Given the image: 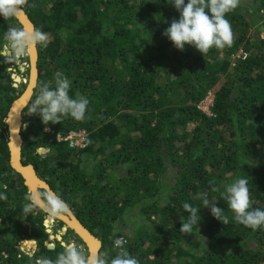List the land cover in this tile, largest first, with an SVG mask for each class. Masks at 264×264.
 <instances>
[{"label": "trees", "instance_id": "16d2710c", "mask_svg": "<svg viewBox=\"0 0 264 264\" xmlns=\"http://www.w3.org/2000/svg\"><path fill=\"white\" fill-rule=\"evenodd\" d=\"M24 10L48 42L37 44L22 160L101 240L99 253L114 256L121 237L140 264H264V226L234 222L221 196L246 177L252 207L264 208V0H241L227 14L232 45L206 55L187 44L179 50L164 35L179 17L167 0H26ZM14 27L23 29L15 16L0 15V185L7 186L0 191L8 197L0 201V264H34L55 259L64 244L48 245L43 209L23 213L29 189L10 163L7 117L24 89L2 53ZM58 73L71 81V96L88 98L84 120L45 124L29 113L39 87L54 86ZM211 93L207 112L201 103ZM82 130L84 146L65 139ZM202 192L215 198L227 225L203 207ZM185 202L200 207L194 233L179 231ZM23 240L37 242L32 254Z\"/></svg>", "mask_w": 264, "mask_h": 264}, {"label": "clouds", "instance_id": "9594fccd", "mask_svg": "<svg viewBox=\"0 0 264 264\" xmlns=\"http://www.w3.org/2000/svg\"><path fill=\"white\" fill-rule=\"evenodd\" d=\"M167 2L175 7L179 17L171 21L164 35L177 49L184 50L186 44L192 45L206 55L213 47L223 49L232 45L233 29L227 14L237 9L241 0H167ZM21 3L23 0H0V15L4 18L14 17ZM4 40L19 57L26 55L34 45H46L48 36L41 29L27 32L22 28L14 27L5 33ZM70 88L71 81L58 73L54 86L45 83L39 87L38 93L31 102L29 113H38L45 124L60 122L62 117H71L77 121L84 120L89 100L86 96L79 98L71 96ZM6 187V185H0V188L6 189ZM221 196L227 201L228 208L233 213L234 222L253 230L264 226V208L252 207L246 177H237L226 184ZM7 198L6 191H0V201ZM197 198L202 201L203 207L210 206L211 214L215 218L222 221L224 225L229 223V217L224 214V210L215 203H211L215 198H209L207 192L199 193ZM25 199L28 201L22 209L25 215L32 213L36 207H43L49 214H59L68 207L59 194L43 190H29ZM182 206L188 214L186 219H181L179 231L184 234L194 233L193 226L199 225L201 220L200 207L188 202L183 203ZM125 243L121 237L115 238L113 249L116 254L109 257L106 252L86 253L85 249L78 244L68 242L63 245V251L59 252L55 259L36 258L34 264H140V261L123 247Z\"/></svg>", "mask_w": 264, "mask_h": 264}, {"label": "water", "instance_id": "95a60500", "mask_svg": "<svg viewBox=\"0 0 264 264\" xmlns=\"http://www.w3.org/2000/svg\"><path fill=\"white\" fill-rule=\"evenodd\" d=\"M24 7H25V2L18 5V11L15 17L22 24L23 30L27 32H32L36 30V28L31 18L29 17L27 12L24 10ZM7 49H8L7 46H5V49L2 53L4 55H7L8 57H11V52ZM32 49H33V52H35L34 53L35 55L33 57L32 55L33 53L32 54L29 53L31 64H32L31 80H30L29 87L21 96H19V98H17L13 102L10 108V111L8 113V117H7V122L9 124V129H10V141H9V147H10V152H11L10 163H11V166L15 169V171L23 176L29 190L45 189L50 193L56 194L53 191V189L50 187V185L38 176L35 170V167L31 164L25 165L22 160V144H23V139L21 135V129L23 127V115L22 114H23L24 108L28 105V103L30 102L33 96V92L37 84V78H38L37 45L32 46ZM23 56L25 55H22V57ZM8 62L10 63L11 61L8 60ZM15 65H17V67L20 70H24V66L23 64H21L20 61L17 60L15 62ZM14 79L16 83L21 81L19 76L14 77ZM16 121H18L17 125H16ZM40 208L43 209V207H40ZM46 213L49 216H53L54 218L63 221L66 224V227L64 228L65 230L68 228L72 229L87 245L89 252L99 254L100 249L102 247L101 240L97 238L89 229H87V227L76 217V215L74 214V212L71 210L69 206L65 210V213L63 212H60L59 214H49L48 212ZM33 243L36 245L37 242L33 241ZM50 248H54V246H50Z\"/></svg>", "mask_w": 264, "mask_h": 264}, {"label": "rangeland", "instance_id": "374dc122", "mask_svg": "<svg viewBox=\"0 0 264 264\" xmlns=\"http://www.w3.org/2000/svg\"><path fill=\"white\" fill-rule=\"evenodd\" d=\"M26 0H23V2H25ZM263 36H264V30L262 32ZM7 46V45H6ZM7 50H9L11 52V57H9V60L11 61L10 63L12 64V77H17L19 76L21 81L16 83L17 86H20L21 84L24 86V89L22 90V94L27 90V88L29 87V84H30V80H31V72H32V64H31V59H30V56H29V50L27 52V54L25 56H19L17 57L13 51L7 46ZM5 49V48H4ZM27 56H29V60H27ZM20 61L21 64H23L24 66V70H20L18 67L15 68V62L16 61ZM14 66V67H13ZM15 81V79H14ZM21 94V95H22ZM19 98V97H18ZM213 102V95L212 93L209 94L206 99L201 103V106L204 110H206L207 112H209V108L211 106ZM44 151V150H42ZM65 213V212H63ZM50 219V222L49 224H46L48 229H51L49 230V232L51 233V236H50V240L48 242V245L49 246H54L55 247V240L58 239L60 241H62L63 244L65 243H68V242H74L76 244H78L77 240H76V236L75 234L73 233H67L68 229H64L66 227V224L64 226H59L60 224L57 223V219L54 218L53 216H47L45 218V222H47V220ZM53 230H56L55 233ZM24 241H28L30 242L31 244L28 245L26 243H24ZM21 242V246L24 250H27L30 254L33 253L34 249H35V244L33 243V241H30V240H24ZM89 252L86 251V253Z\"/></svg>", "mask_w": 264, "mask_h": 264}, {"label": "built area", "instance_id": "2783aa9c", "mask_svg": "<svg viewBox=\"0 0 264 264\" xmlns=\"http://www.w3.org/2000/svg\"><path fill=\"white\" fill-rule=\"evenodd\" d=\"M65 139L70 140V144L72 146H84L86 144V132L83 130L78 132H71Z\"/></svg>", "mask_w": 264, "mask_h": 264}, {"label": "bare ground", "instance_id": "6f19581e", "mask_svg": "<svg viewBox=\"0 0 264 264\" xmlns=\"http://www.w3.org/2000/svg\"><path fill=\"white\" fill-rule=\"evenodd\" d=\"M29 53H30V54H32V53H33L32 55H33V57H34V55H35L34 53H35V52H33V49H32V47L29 49ZM14 116H15V115H14ZM16 116H17V115H16ZM15 120H16V119H15ZM17 123H18V121H16V125H17Z\"/></svg>", "mask_w": 264, "mask_h": 264}]
</instances>
